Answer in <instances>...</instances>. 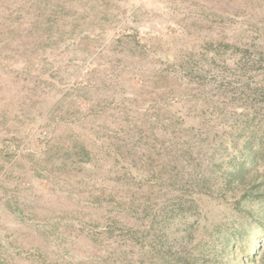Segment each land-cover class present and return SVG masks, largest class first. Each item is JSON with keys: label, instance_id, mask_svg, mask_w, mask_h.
Here are the masks:
<instances>
[{"label": "rangeland", "instance_id": "obj_1", "mask_svg": "<svg viewBox=\"0 0 264 264\" xmlns=\"http://www.w3.org/2000/svg\"><path fill=\"white\" fill-rule=\"evenodd\" d=\"M255 173L264 0H0V264H264Z\"/></svg>", "mask_w": 264, "mask_h": 264}, {"label": "trees", "instance_id": "obj_2", "mask_svg": "<svg viewBox=\"0 0 264 264\" xmlns=\"http://www.w3.org/2000/svg\"><path fill=\"white\" fill-rule=\"evenodd\" d=\"M252 154L257 155L256 153H252ZM250 162L254 164L256 162V158L252 157ZM232 174H234L238 180L243 181L246 175L244 165L236 164L235 170L232 172ZM246 180L249 182H247L245 185V192L243 193L242 198L249 196L252 204L258 208V211L260 213H262L264 211V175L255 173L254 176ZM263 215H264V212H263ZM256 220L259 223L261 222V225L264 228V216L261 218V220H258L256 216H253L252 221L254 224L257 223ZM245 227L246 225H244L243 230L240 231L239 236H242V237L245 236L246 234ZM249 244L251 246L254 243L250 242Z\"/></svg>", "mask_w": 264, "mask_h": 264}]
</instances>
